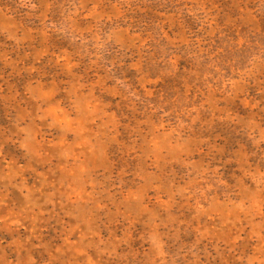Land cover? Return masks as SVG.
<instances>
[{"label":"rangeland","instance_id":"obj_1","mask_svg":"<svg viewBox=\"0 0 264 264\" xmlns=\"http://www.w3.org/2000/svg\"><path fill=\"white\" fill-rule=\"evenodd\" d=\"M0 264H264V0H0Z\"/></svg>","mask_w":264,"mask_h":264}]
</instances>
